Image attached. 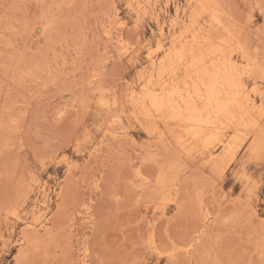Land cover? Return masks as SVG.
I'll return each instance as SVG.
<instances>
[{
  "label": "rangeland",
  "instance_id": "obj_1",
  "mask_svg": "<svg viewBox=\"0 0 264 264\" xmlns=\"http://www.w3.org/2000/svg\"><path fill=\"white\" fill-rule=\"evenodd\" d=\"M197 6L0 0V264H264V0H218L260 118L232 156L141 110Z\"/></svg>",
  "mask_w": 264,
  "mask_h": 264
},
{
  "label": "bare ground",
  "instance_id": "obj_2",
  "mask_svg": "<svg viewBox=\"0 0 264 264\" xmlns=\"http://www.w3.org/2000/svg\"><path fill=\"white\" fill-rule=\"evenodd\" d=\"M190 1L198 6L190 11L184 28L176 32L165 57L159 61L160 75L168 79L161 88L148 91L141 100V110L146 115L154 112L165 116L172 125L183 126L184 141L202 140L207 149L217 141L230 157L234 145L233 137L226 136L228 129L233 133L242 129L255 130L260 118L248 112V104L238 97L246 82L238 63L242 49L237 48L238 56L232 54L233 47L238 44L230 28L221 21L218 0ZM43 196H47L45 187ZM42 204L45 205V201ZM42 215L38 209L30 226L41 222ZM43 225L46 223L41 227Z\"/></svg>",
  "mask_w": 264,
  "mask_h": 264
}]
</instances>
